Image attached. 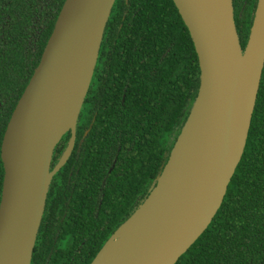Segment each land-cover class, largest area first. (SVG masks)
I'll list each match as a JSON object with an SVG mask.
<instances>
[{
  "label": "water",
  "instance_id": "1",
  "mask_svg": "<svg viewBox=\"0 0 264 264\" xmlns=\"http://www.w3.org/2000/svg\"><path fill=\"white\" fill-rule=\"evenodd\" d=\"M113 1L63 0L11 111L0 146V264L30 263L55 170L52 151L75 125ZM173 1L197 53V93L155 182L89 264H173L211 221L245 147L264 66V0H257L244 46L232 0ZM67 86L74 87V97L69 124L60 127L54 109ZM131 218L130 239L109 255L118 228Z\"/></svg>",
  "mask_w": 264,
  "mask_h": 264
},
{
  "label": "trees",
  "instance_id": "2",
  "mask_svg": "<svg viewBox=\"0 0 264 264\" xmlns=\"http://www.w3.org/2000/svg\"><path fill=\"white\" fill-rule=\"evenodd\" d=\"M62 2L0 0V145L7 120L38 63ZM256 3L238 0V6H244L237 31L242 46ZM172 8L176 10L172 0H154L155 31L146 35V58L132 60L127 66L139 81L137 109L132 102L128 105L131 115L136 112L139 119V138L132 143L129 170L123 167L124 174L117 173L118 158L109 172L108 236L155 182L199 86L200 67L192 38L177 11L176 22ZM136 76L132 72V85ZM112 115H118L117 109ZM119 136L109 128L108 144L118 157L125 148L121 144L117 150ZM137 165L139 182L134 185ZM2 179L0 157V195ZM94 254L95 249L85 254V264ZM173 264H264V66L245 147L222 202L206 228Z\"/></svg>",
  "mask_w": 264,
  "mask_h": 264
},
{
  "label": "flooded vegetation",
  "instance_id": "3",
  "mask_svg": "<svg viewBox=\"0 0 264 264\" xmlns=\"http://www.w3.org/2000/svg\"><path fill=\"white\" fill-rule=\"evenodd\" d=\"M172 2L176 7V10L172 8L174 16L177 11L182 18ZM232 5L238 31L244 6H238V0H232ZM153 6L154 0H114L112 3L75 125L63 132L52 151L50 169L55 170L29 264H85V254L93 249L96 253L108 237L109 172L118 158L121 163L117 173L124 174L123 167L129 170L132 143L139 138V119L136 112L131 115L128 106L132 102L137 109L139 81L127 66L132 60L146 58V35L155 31ZM132 72L136 76L133 85L130 83ZM112 108H115L113 112ZM116 109L118 115L114 116ZM109 128L119 132L117 150L124 144L120 157L109 147ZM69 144V154L56 168ZM138 169L137 165L133 172V175L136 173L134 185L139 182ZM126 185L129 188V179Z\"/></svg>",
  "mask_w": 264,
  "mask_h": 264
},
{
  "label": "bare ground",
  "instance_id": "4",
  "mask_svg": "<svg viewBox=\"0 0 264 264\" xmlns=\"http://www.w3.org/2000/svg\"><path fill=\"white\" fill-rule=\"evenodd\" d=\"M230 31L232 32V37L234 36V29L230 28ZM234 39L231 42V54L232 58H237V52L234 46ZM74 97V87L67 86L65 89L62 90L60 94H58L57 103L55 105L54 109V115L56 122L60 127H66L69 124V114H68V108L70 107L71 100ZM134 226V222L131 219L123 223L117 230L115 239L110 244V247L108 249L109 255H114L120 253L122 248V245L127 242V240L130 239V236L132 234V229Z\"/></svg>",
  "mask_w": 264,
  "mask_h": 264
}]
</instances>
